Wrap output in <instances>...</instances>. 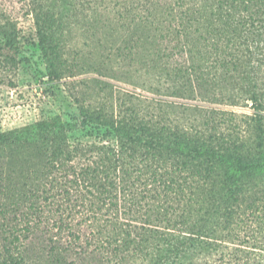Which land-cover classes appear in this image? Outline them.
Here are the masks:
<instances>
[{"label": "trees", "instance_id": "1", "mask_svg": "<svg viewBox=\"0 0 264 264\" xmlns=\"http://www.w3.org/2000/svg\"><path fill=\"white\" fill-rule=\"evenodd\" d=\"M27 1L31 29L3 16L5 60L34 50L55 79L131 74L152 96L85 91L78 123L0 134V264H264V0L106 6L112 67L66 65L69 0Z\"/></svg>", "mask_w": 264, "mask_h": 264}, {"label": "rangeland", "instance_id": "2", "mask_svg": "<svg viewBox=\"0 0 264 264\" xmlns=\"http://www.w3.org/2000/svg\"><path fill=\"white\" fill-rule=\"evenodd\" d=\"M119 2L120 0H69L71 4L69 13L73 9L76 14L72 21L76 26V33L73 34L75 38L70 45L72 44V47L79 44L82 50H65L66 65L76 64L78 53L93 52L95 56L105 59L106 66H116V58L113 54L117 50L110 48L105 50L101 47L99 50H94L97 40H95L93 28L96 29L99 20H101L99 15L102 9L110 6L112 8L110 12L116 14L114 7ZM28 4L27 0H0V26H3L4 23L3 16L7 15L17 22L20 28L31 29L33 20L31 16H26ZM33 51L25 50L18 57L16 63H9L0 55V134L19 130L55 117H60L67 122L78 123L80 111L73 96L78 97L85 91H92L96 98L102 101L111 96L115 100L129 94L152 96L144 91L143 87L146 88V86L142 84L143 82L138 81L134 76L130 77L131 74L123 75L126 80H129V83L119 79V77L124 78L121 74H116L117 78H114L100 76L94 72L55 79L47 71L42 56L38 58ZM119 64L124 69L132 70L129 62L121 61ZM103 82L109 83L110 86ZM237 111L250 113L251 110L243 107L237 108ZM75 132H77L76 134H84L80 131Z\"/></svg>", "mask_w": 264, "mask_h": 264}]
</instances>
